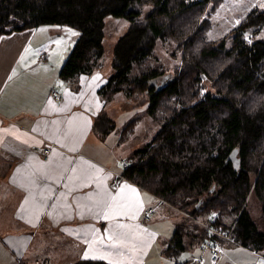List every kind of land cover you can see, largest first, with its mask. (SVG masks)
<instances>
[{"label":"trees","instance_id":"trees-1","mask_svg":"<svg viewBox=\"0 0 264 264\" xmlns=\"http://www.w3.org/2000/svg\"><path fill=\"white\" fill-rule=\"evenodd\" d=\"M223 1L0 0V36L46 25L79 33L58 73L73 90L80 75L100 67L105 19L127 20L113 47V72L98 89L104 107L93 132L102 140L114 129L105 108L118 94L146 101L157 131L131 154L123 175L186 220L161 252L168 258L191 247L200 251L206 238L205 228L181 211L203 220L215 213L225 228L236 222L237 243L221 240L222 246L264 252V233L248 209L255 199L264 218V9H252L231 32L210 39L207 13ZM159 43L172 49V70L156 65Z\"/></svg>","mask_w":264,"mask_h":264},{"label":"crops","instance_id":"crops-1","mask_svg":"<svg viewBox=\"0 0 264 264\" xmlns=\"http://www.w3.org/2000/svg\"><path fill=\"white\" fill-rule=\"evenodd\" d=\"M57 27L20 31L27 42L0 48V264L23 262L36 239L44 244L35 254H43L46 262L54 261L56 252H70L74 260L110 264L115 258L107 255L108 235L114 230L128 233V243L139 250L134 264H154L161 234L152 218L165 204L133 182L118 179L122 161L128 160L109 161L93 132L94 118L104 107L98 89L113 65L105 68L101 62L91 74L80 75L78 90H73L58 76L67 53L56 56L58 62L49 61L52 45L47 33ZM37 31H41L38 37ZM52 91L60 95L59 101ZM44 148H50L48 155ZM125 184L136 192L125 188L121 195ZM102 190L136 206L125 209L127 215L112 213L105 219L99 211H89L94 199L90 194ZM148 208H155V213L146 221L143 212ZM6 221H12L8 229ZM117 224L129 227L117 229Z\"/></svg>","mask_w":264,"mask_h":264},{"label":"rangeland","instance_id":"rangeland-1","mask_svg":"<svg viewBox=\"0 0 264 264\" xmlns=\"http://www.w3.org/2000/svg\"><path fill=\"white\" fill-rule=\"evenodd\" d=\"M261 2H264V0H224L214 10H209L207 13L210 23V28L207 32L208 38L217 39L231 32V30L235 28L252 9H264L259 7ZM148 12L149 8H146L144 13ZM237 21H239V23H237ZM127 28L128 22L124 18L110 16L105 19V31L107 37L104 41L105 52L101 59L105 68L109 64L112 66L114 58L113 47L116 41L126 33ZM68 29H71L72 31H68ZM15 32L4 36L2 35V37L0 36V38H2V42L0 41V48H18L27 42V35H19L18 32L20 31ZM73 32L78 33L76 30L69 27H57L51 29V31L47 33V42L52 45V51L50 53L51 58L49 61L54 60L58 62L56 56L67 53V56L63 58V63L65 62L74 43L79 37V33L78 35H73ZM40 34L41 31H37L36 37ZM260 37L264 38V28L260 33ZM171 51L172 49L168 45H161L159 43L154 53V56L159 60L156 65H163L172 70L177 62L171 56ZM21 64H23V62ZM19 69L20 68L18 67V71ZM37 71L38 69L36 72ZM169 75L171 76V71L167 73L162 82L167 81L170 77ZM116 97L117 99L115 98V101L109 103L105 108V112L114 121V129L105 135L101 141L102 150L106 153L107 159L112 163L115 162L119 164L120 159L128 160L135 150L145 147L150 143L157 131V125L145 113L147 106L145 100L142 101L141 99H137V97L125 99L121 94H118ZM248 205L253 221L258 225L259 230L264 233V218L261 216L257 201L251 199ZM165 208L170 207L166 206ZM170 210L171 211L161 208L152 218L153 222L157 224L158 233L161 234L156 245V251L152 256V259H155L154 264H175L176 261L184 262L186 259L191 258L192 256H197L199 253L197 248L191 247L174 258H168L163 254H160V250L162 252L166 246V242L172 238L175 226H177L178 223H187L182 215L178 212H173L174 209ZM11 226L12 221L4 222V228L8 229ZM41 243L44 244L40 239H36L34 242L35 245L30 247L23 262L20 259L17 264H37L36 261L40 264H71L73 262V256L70 255V252L69 254L56 252L54 255L55 260L46 262L43 254H35L36 248ZM59 250L60 247H57V251ZM205 256L207 259L208 253H206ZM21 258H23V256ZM27 258H30V260H27ZM218 264H264V252L257 253L241 246H227L224 247L223 258Z\"/></svg>","mask_w":264,"mask_h":264},{"label":"snow or ice","instance_id":"snow-or-ice-1","mask_svg":"<svg viewBox=\"0 0 264 264\" xmlns=\"http://www.w3.org/2000/svg\"><path fill=\"white\" fill-rule=\"evenodd\" d=\"M259 7L264 8V2H261ZM237 23H239V21H237ZM68 31L72 30L68 29ZM72 34L78 35V33L75 32ZM245 39H248L247 34H245ZM248 42L251 43V40ZM73 171H75V169H73ZM125 188H129L133 193L136 192L134 188H130L129 185L125 184L120 189L121 195L123 194ZM93 197L94 199L89 211H99L105 219H110L112 213H115V215H127V211H125V209L131 210L134 206H136L134 202L130 200L121 203L117 196H112L106 190L90 194L89 199H92ZM212 215L215 216L216 214L213 213ZM116 227L117 229H125L129 226L117 224ZM108 241L110 242V251L107 255L115 258L110 262V264H134L136 253L139 250L134 245H130L128 243V233L114 230L108 235ZM100 258L103 259L104 257L102 256Z\"/></svg>","mask_w":264,"mask_h":264},{"label":"built area","instance_id":"built-area-1","mask_svg":"<svg viewBox=\"0 0 264 264\" xmlns=\"http://www.w3.org/2000/svg\"><path fill=\"white\" fill-rule=\"evenodd\" d=\"M51 96L55 101L60 100V95L56 91L51 92ZM45 155H48L50 148H44ZM128 163L122 161V167L126 168ZM118 179H126L123 174H117ZM117 186V180L112 182V187ZM165 204L163 200H160ZM155 213V208H148L144 210L143 217L144 220L149 221ZM181 213L187 218L193 220L195 223L202 225L206 230V238L202 244V247L197 256L190 259L187 264H218L223 258L224 247L221 244V240L228 242L230 244H236V237L234 235V222L230 228H225L220 224H217L216 216H209L205 220L199 217H194L187 212L181 211ZM208 253V258L206 259L205 254ZM40 264L39 262H36Z\"/></svg>","mask_w":264,"mask_h":264},{"label":"bare ground","instance_id":"bare-ground-1","mask_svg":"<svg viewBox=\"0 0 264 264\" xmlns=\"http://www.w3.org/2000/svg\"><path fill=\"white\" fill-rule=\"evenodd\" d=\"M236 240H237V237H236Z\"/></svg>","mask_w":264,"mask_h":264}]
</instances>
